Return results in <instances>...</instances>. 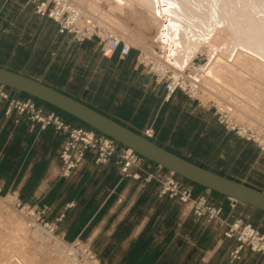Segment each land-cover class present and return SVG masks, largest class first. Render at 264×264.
<instances>
[{
  "label": "crops",
  "instance_id": "obj_1",
  "mask_svg": "<svg viewBox=\"0 0 264 264\" xmlns=\"http://www.w3.org/2000/svg\"><path fill=\"white\" fill-rule=\"evenodd\" d=\"M13 2L0 0V41L4 37L22 39L31 35L30 48L20 51L33 54L38 50L36 39H48L51 59L30 72L11 67L8 61L0 66L39 79L141 133L148 126H157L162 110L166 112L181 96L186 97L178 94L170 103L165 102L164 89L140 65L137 49L127 58L116 55L105 59L100 54L101 42L78 43L69 35H60L55 22L37 15L33 5L28 4L26 8L42 23L32 29L30 20L14 17ZM26 8H21L22 14ZM45 25L49 28L45 29ZM18 48L12 46L8 53L14 56ZM78 51L86 57L83 66L76 59ZM204 95L192 100L199 110L190 122L187 114H178L182 131L198 136V154H224L228 159L259 163L263 155L251 142L206 119L213 105L212 99L205 92ZM5 109L6 104L0 105V197L11 198L14 203L46 206L51 219L64 214L58 224L60 235L69 241L84 240L97 252L102 264H264V254L247 247L239 258H233L238 243L224 236L223 227L197 222L189 205L159 197L155 183L122 179L114 159L107 165H98L89 154L70 178H62L59 153L66 134L53 127L41 129L40 124L16 112L8 117ZM163 133L164 128L157 127V139L165 140ZM152 163L146 160V164ZM197 163L225 173L210 161ZM210 197L223 206L231 222L242 219L264 229L263 211L212 192Z\"/></svg>",
  "mask_w": 264,
  "mask_h": 264
},
{
  "label": "built area",
  "instance_id": "obj_2",
  "mask_svg": "<svg viewBox=\"0 0 264 264\" xmlns=\"http://www.w3.org/2000/svg\"><path fill=\"white\" fill-rule=\"evenodd\" d=\"M35 13L55 22L60 35H69L78 43L95 42L103 35L100 54L105 59H112L116 55L127 58L137 49L140 65L153 77L155 84L164 89L165 102L171 101L178 94L191 100L203 97L202 81L207 75L195 62L184 69L176 68L171 63L162 61L159 46L154 47V53L136 47L121 34L107 30L97 19L86 18L71 0H35ZM199 56L203 57V54L199 53ZM2 104H6L5 115L8 117L16 112L19 116L26 115L32 122L40 124L41 129L53 127L56 132L66 134L59 153L62 178H70L89 154L98 165H107L114 159L122 179L155 183L159 197L167 196L189 205L197 222L223 227L224 236L238 243L232 252L233 258H239L244 247L264 254V233L251 222L242 219L231 222L224 215L223 206L213 202L210 197L212 191L209 189L196 192L192 182L155 163L146 164L147 159L132 148L92 128L67 121L56 111H46L34 98H20L14 90L0 84V105ZM217 113L220 123L227 131L234 132L248 142L257 143L264 153V143L257 137V132L234 123L227 112L219 109ZM142 133L149 139L156 138L153 125L146 127ZM13 207L25 219L29 229L37 230L70 264H102L97 252L84 240L76 238L69 241L60 235L58 224L64 219V214L51 219L48 207L24 201L15 202Z\"/></svg>",
  "mask_w": 264,
  "mask_h": 264
},
{
  "label": "rangeland",
  "instance_id": "obj_3",
  "mask_svg": "<svg viewBox=\"0 0 264 264\" xmlns=\"http://www.w3.org/2000/svg\"><path fill=\"white\" fill-rule=\"evenodd\" d=\"M71 2L81 6L87 18L93 17L99 23L101 21L102 23L100 24L107 30L121 34L136 47L148 51H153L155 46L163 44L162 51L169 47L170 43L167 38L168 43L163 41L160 35V32H162L164 37H166L162 30L160 19L141 0H71ZM30 3L33 4L35 11V0H14L12 5L14 17L19 18L22 16L24 21L30 20L31 28L36 29L42 23L35 20L31 10L27 9ZM23 6L25 8L27 6V8L25 9L26 12L22 14L21 8ZM44 28L48 29L49 25H45ZM30 37H23L22 39L20 37L2 38L0 41V64L3 65L8 61V65L11 67L25 72L34 71L36 68L43 67L46 60L50 58L47 53V46H49L48 39L42 37L36 39V45H38L37 53L21 54V49H26V47L30 48L28 47V42H31L33 39L31 35ZM102 40L103 35H100V38L96 40L97 42H94V45L99 44ZM15 43H21L22 45H15ZM12 46L19 47L14 56L8 53ZM224 47H216L215 52L220 53L224 50ZM170 52L171 54L173 53L174 59L180 64L191 60L187 58V53L180 52V49L172 48L171 46ZM199 52H204L203 57L198 56ZM199 52L196 54V58H205L210 54L206 47L203 51ZM76 59L83 66L86 57L83 52L78 51ZM202 68L207 70V67H204V65ZM230 72L229 74H223L225 83L222 86H218L215 82L212 83L216 88H222L221 93L224 95L226 104L230 105V107L241 106L248 111V114H242L238 110L230 113L228 109L221 108L222 106L218 101L213 98H208L212 99L213 107H211L212 109L210 111L206 112V119L211 120L212 124H221L219 113L217 112H219V109L227 111L235 123L239 126L242 124L255 129L264 140V69L257 64L249 65L239 63L235 64ZM40 77L44 81H49L43 76ZM58 86L61 87L60 84ZM198 110L199 106L197 102L181 96L174 103L173 107H169L164 113L166 117L165 121L159 123V129L164 128L163 138L165 140L157 139L156 137L154 141L162 142L164 145L174 149L175 152H179L192 159L210 161L212 166H219L227 175L242 179L264 190V153L257 143L249 141L263 155L262 160L255 164L250 163L249 160L228 159L224 154V157L220 155L210 156L207 154H198L195 148L197 140L194 134L183 132L182 125H178V121H180L178 114H187L189 116L187 121L190 122L194 118L192 116ZM173 111L178 112V114L173 115ZM221 125L224 127L223 124ZM155 130L157 133L156 127ZM172 132H174L173 135ZM231 133L239 139L247 141L234 132ZM13 206L14 202H12L11 198L5 196L0 197V264H67L69 261L64 259L61 252L54 250L48 240L38 233L26 229L23 217Z\"/></svg>",
  "mask_w": 264,
  "mask_h": 264
},
{
  "label": "bare ground",
  "instance_id": "obj_4",
  "mask_svg": "<svg viewBox=\"0 0 264 264\" xmlns=\"http://www.w3.org/2000/svg\"><path fill=\"white\" fill-rule=\"evenodd\" d=\"M141 1L149 9L151 8L160 19L162 30L166 36L164 37L163 33L160 32L161 38L170 43L169 47L166 48L168 54L166 50L162 51L164 44L159 46L161 49L159 56L162 61H167V63L171 61L176 68L184 69L193 63L194 60L192 59L196 58V54L206 47L210 54L203 58V65L207 67V77L210 79L206 77L202 81L203 95L205 92L207 98L218 101L222 106L221 108L228 109L230 113L238 110L247 115L248 111L245 108L241 106L230 107L226 104L224 95L221 93L222 88H216L212 82L222 86L225 83L223 74L231 73L230 70L235 64H257L264 69V0ZM78 7L81 9V6ZM82 12L84 14L83 10ZM100 23L102 22L100 21ZM106 24L108 23L106 22ZM170 45L172 48L180 49V52H186L187 58L191 60L182 64L177 62L173 53L170 52ZM218 46H225L220 53L215 52ZM150 52L154 53L155 50ZM199 53L204 55V52ZM229 116L232 119L230 114ZM242 126L246 130L253 129ZM253 130L257 132L255 129ZM257 137L264 143L259 133ZM25 226L28 230L41 235L37 230L29 229L26 222Z\"/></svg>",
  "mask_w": 264,
  "mask_h": 264
},
{
  "label": "water",
  "instance_id": "obj_5",
  "mask_svg": "<svg viewBox=\"0 0 264 264\" xmlns=\"http://www.w3.org/2000/svg\"><path fill=\"white\" fill-rule=\"evenodd\" d=\"M194 62L203 67L204 59L196 58ZM0 84L76 118L194 184L264 212V190L191 161L39 79L0 66Z\"/></svg>",
  "mask_w": 264,
  "mask_h": 264
},
{
  "label": "trees",
  "instance_id": "obj_6",
  "mask_svg": "<svg viewBox=\"0 0 264 264\" xmlns=\"http://www.w3.org/2000/svg\"><path fill=\"white\" fill-rule=\"evenodd\" d=\"M30 4H32V3H30ZM33 5V4H32ZM38 15V14H37ZM52 21V20H51ZM15 94H17L18 96H21V97H24V98H27V97H31V96H29V95H26V94H23V93H20V92H16L15 91ZM32 98V97H31ZM38 103H39V105H41V106H44L45 108H47V109H49L50 111H56L57 113H59L64 119H66L67 121H70V122H72V123H74V124H76V125H79V126H84V127H88V128H90L89 126H87L86 124H84V123H82V122H80L79 120H77L76 118H74V117H72V116H70V115H68V114H66V113H64V112H62V111H60V110H58V109H56V108H54V107H52V106H50V105H48V104H46V103H44V102H41V101H39V100H37V99H35ZM171 101H169L168 103H170ZM164 113H165V110H162L161 111V113H160V115H159V118H158V120H157V126L155 125V127H156V129H157V127L159 126V123H161L162 121H165L164 120ZM173 115H176V114H178V112H176V111H173V113H172ZM195 124V123H194ZM154 127V128H155ZM194 127V126H193ZM133 129V128H132ZM136 131V130H135ZM156 131V130H155ZM138 132V131H137ZM141 133V132H140ZM191 134V133H190ZM195 136V135H194ZM195 138H196V140H198V136H195ZM157 143H159L160 145H162V146H164V144L162 143V142H159V141H156ZM164 147H166V146H164ZM167 149H169V150H171V151H173V152H175L174 151V149H172V148H170V147H166ZM175 153H177V152H175ZM177 154H179V155H182L181 153H177ZM184 157H186V158H188V159H190L191 161H194V162H198L199 160L198 159H192V158H190V157H187V156H184ZM222 174H225V173H222ZM228 176H230V177H232L231 175H228ZM234 178V177H233ZM194 184V183H193ZM194 186H195V190H196V192H200L201 190H203V189H205V188H203L202 186H199V185H197V184H194ZM212 194H214V195H217V196H223V195H220V194H217V193H215V192H212ZM256 228H258L262 233H264V229H260L259 227H258V225H257V223H252Z\"/></svg>",
  "mask_w": 264,
  "mask_h": 264
}]
</instances>
